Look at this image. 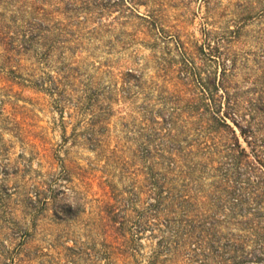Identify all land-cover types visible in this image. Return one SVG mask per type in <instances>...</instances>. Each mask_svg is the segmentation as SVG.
<instances>
[{
  "label": "trees",
  "instance_id": "1",
  "mask_svg": "<svg viewBox=\"0 0 264 264\" xmlns=\"http://www.w3.org/2000/svg\"><path fill=\"white\" fill-rule=\"evenodd\" d=\"M11 1L0 0V6ZM14 1L19 2L14 12L22 15L0 19V68L30 51L32 40L65 29L51 12L63 20H76L75 25L96 14L100 25L105 8L123 5L124 0ZM24 5L29 11L24 9L23 15ZM248 10L237 29L256 15L264 16V7L256 13ZM95 29L57 33L63 38L58 42L64 43L67 37L78 45L82 34L92 35L89 32ZM47 47L41 57L54 45ZM227 59L222 61L218 80L196 77V93L191 97L174 90L162 109L154 111L144 95L146 102L137 107V134L145 140L137 144V160L142 163H137V193L117 189L106 174L103 197L89 201L81 189L84 182L76 181L83 180L82 168L73 171L61 161L58 169L50 167L47 178L27 183L26 192L14 188L8 194L13 206L0 197V264H22L38 254L28 241L48 208L59 222L89 215L87 226L98 246L90 254L94 264H243L240 260L251 254L245 251L249 245L258 246L264 254V46L230 53ZM70 69L77 78L83 76L78 66ZM119 74L123 85L135 77L131 69ZM84 79L89 83L84 99L90 111L82 125L85 130L75 136L105 161L120 159L128 167L131 164L116 155L121 149L117 145L108 149L104 136L112 96L125 100L127 93L111 84L93 86L87 75ZM40 82L34 84L41 87ZM154 154L162 159L161 177L154 172ZM23 166L30 169L29 163ZM84 185L87 188L89 183ZM87 203L92 206L86 208Z\"/></svg>",
  "mask_w": 264,
  "mask_h": 264
},
{
  "label": "rangeland",
  "instance_id": "2",
  "mask_svg": "<svg viewBox=\"0 0 264 264\" xmlns=\"http://www.w3.org/2000/svg\"><path fill=\"white\" fill-rule=\"evenodd\" d=\"M17 5L19 2L12 0L11 5L0 6V19L20 17L21 13L14 12ZM46 7L51 10V6ZM263 7L264 0H124L123 5L105 8L100 25L96 14L75 25L76 20H63L51 12L65 29L32 40L30 51L19 55L17 62L7 63L9 67L0 68V197L13 206L8 194L14 188L26 192L27 183L47 178L50 167L58 169L61 161L73 171L82 168L83 180H75L89 183L81 188L89 201L103 197L102 181L107 176L117 189L137 193V163L142 164L137 160V144L145 141L137 134V107L146 102L144 95L150 98L147 103L152 110L162 109L164 99L174 90L186 97L194 95L196 77L218 80L222 61L230 53L264 46V16L256 15L237 29L245 11L256 13ZM22 8L23 15L24 9L29 11L27 5ZM94 27L95 31L89 32L92 35L82 34L78 45L67 37L64 43L58 42L63 38L57 33H87ZM48 44L54 47L41 57ZM72 66H78L83 76L77 78ZM125 69H131L135 77L123 85L119 72ZM86 75L93 86L111 84L127 93L125 100L112 96L104 136L108 149L114 145L121 149L116 155L128 161V167L120 159L105 161L75 136L85 130L82 125L89 117V104L84 99L89 87ZM38 81L41 87L34 84ZM239 140L248 151L247 143L241 137ZM152 161L154 172L161 177L159 154H154ZM28 163L30 169L23 166ZM42 215L28 241V247L38 254H31L22 264H94L90 254L98 246L87 226L89 215L81 214L69 222H59L50 208ZM245 251L251 254L240 260L243 264H264L258 246L249 245Z\"/></svg>",
  "mask_w": 264,
  "mask_h": 264
}]
</instances>
